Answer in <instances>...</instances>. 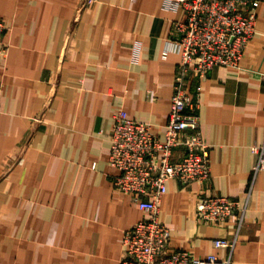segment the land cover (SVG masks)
Segmentation results:
<instances>
[{
    "label": "crops",
    "instance_id": "1",
    "mask_svg": "<svg viewBox=\"0 0 264 264\" xmlns=\"http://www.w3.org/2000/svg\"><path fill=\"white\" fill-rule=\"evenodd\" d=\"M239 68L201 80L211 180L168 182L160 217L171 248L221 258L234 224L199 222L197 195L248 204L232 264H264V0ZM184 10L167 0H0L9 52L0 58V264H120L125 230L144 216L114 187L113 116L125 109L163 135L179 55L163 56Z\"/></svg>",
    "mask_w": 264,
    "mask_h": 264
},
{
    "label": "built area",
    "instance_id": "2",
    "mask_svg": "<svg viewBox=\"0 0 264 264\" xmlns=\"http://www.w3.org/2000/svg\"><path fill=\"white\" fill-rule=\"evenodd\" d=\"M93 0H87L92 2ZM262 0H167L182 9L185 18L172 23L163 56L180 57L170 98L165 131L159 135L150 122L119 109L113 116L109 163L118 170L114 187L132 194L144 216L125 230L120 264H232L233 251L246 222L247 202L218 194L197 195L195 216L202 223L234 224L232 236L214 239L216 253L198 257L188 250L171 248V230L161 220L163 197L170 179L183 186L211 180L210 143L202 129L201 80L216 66L239 68L245 52L257 34V7ZM0 20V58L9 52L6 32ZM3 84L0 79V102ZM253 150L258 161L253 166V186L264 170V143Z\"/></svg>",
    "mask_w": 264,
    "mask_h": 264
}]
</instances>
